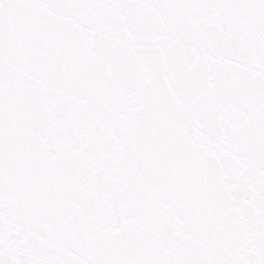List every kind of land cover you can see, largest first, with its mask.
I'll return each instance as SVG.
<instances>
[{
  "label": "snow or ice",
  "instance_id": "6c2138e0",
  "mask_svg": "<svg viewBox=\"0 0 264 264\" xmlns=\"http://www.w3.org/2000/svg\"><path fill=\"white\" fill-rule=\"evenodd\" d=\"M0 264H264V0H0Z\"/></svg>",
  "mask_w": 264,
  "mask_h": 264
}]
</instances>
